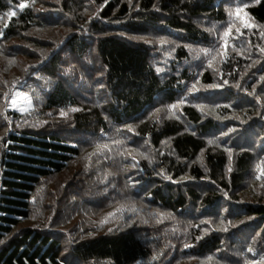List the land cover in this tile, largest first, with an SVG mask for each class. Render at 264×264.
Masks as SVG:
<instances>
[{"label": "trees", "instance_id": "16d2710c", "mask_svg": "<svg viewBox=\"0 0 264 264\" xmlns=\"http://www.w3.org/2000/svg\"><path fill=\"white\" fill-rule=\"evenodd\" d=\"M262 48L264 0H0V264H264Z\"/></svg>", "mask_w": 264, "mask_h": 264}, {"label": "snow or ice", "instance_id": "6c2138e0", "mask_svg": "<svg viewBox=\"0 0 264 264\" xmlns=\"http://www.w3.org/2000/svg\"><path fill=\"white\" fill-rule=\"evenodd\" d=\"M26 6V4L25 3H21L20 4V8H24ZM247 7V5H242V6H237L236 8H235V12L234 13H230V14H234L238 19H243V27L244 28H252V27H255V25H253L252 23H251V17H250V15L247 13V12H245L244 11V9ZM243 13V17H241V14ZM11 16H14L15 15V11H13L11 14H10ZM211 31V30H210ZM237 32H240L241 34H243L242 32H241V29H237ZM231 34H232V25L231 24H229V26H228V28L226 29V31H225V33H224V35H225V37H230L231 36ZM163 43H166V41H164L163 39H161V44H163ZM227 46V44L225 43V47ZM205 54H210V50L209 49H203L202 50ZM260 51L261 52H264V48H262V49H260ZM227 53L225 52V55H226ZM213 59H215V56H213ZM209 64H211V61H209ZM158 71H160V69H158ZM211 87V86H210ZM216 87H219V85H216ZM194 90L195 91H199V89H196L195 87H194ZM17 95H22L23 96V98H24V100H26L28 103H31V97L28 95V94H17ZM17 105V100H16V98L14 97L13 98V100H12V106H16ZM171 108H173V109H175L176 107H177V105L176 104H173V105H171L170 106ZM73 110H77V109H73ZM62 116H66L67 115V113H65L63 110H61V113H60ZM114 143H118V142H116V141H114ZM209 143H212V141H209ZM101 147H103V148H108V145H98L97 146V148L99 149V148H101ZM110 150V149H109ZM134 158V157H133ZM135 166V165H134ZM261 174H264V168H262L261 169ZM129 211H131V212H133V213H135V212H137V208H136V206H135V203L133 202V204H132V206L128 209ZM109 215L111 216V215H115V213H109ZM160 216H163L164 214L163 213H160L159 214ZM103 222H106V221H103ZM145 222H147V221H145ZM224 231H227V228H224L223 229ZM109 231H111V229H109ZM199 239V238H198ZM190 245H187V244H185V247H189ZM248 251H253V249L252 248H249L248 249Z\"/></svg>", "mask_w": 264, "mask_h": 264}, {"label": "rangeland", "instance_id": "374dc122", "mask_svg": "<svg viewBox=\"0 0 264 264\" xmlns=\"http://www.w3.org/2000/svg\"><path fill=\"white\" fill-rule=\"evenodd\" d=\"M17 94H27V93L24 92L21 89H16L15 92H14V95H13L11 101H10V105H9L10 109L16 110V111H27V110H29L31 108V106H32V99H31V103H28L26 100H24L22 95H17ZM14 97L17 100V105L16 106H12V100H13Z\"/></svg>", "mask_w": 264, "mask_h": 264}]
</instances>
